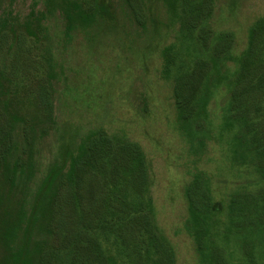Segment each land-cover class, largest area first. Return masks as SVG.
<instances>
[{"label":"rangeland","instance_id":"1","mask_svg":"<svg viewBox=\"0 0 264 264\" xmlns=\"http://www.w3.org/2000/svg\"><path fill=\"white\" fill-rule=\"evenodd\" d=\"M113 1L114 27L67 31L62 17L47 12L45 0H0V112L14 121V145L0 162V220L30 211L63 143L71 140L74 148L88 132L102 128L138 143L148 159L154 224L171 248V264H264V193L257 196L258 206L253 202L264 187L258 182L264 172L249 168L253 157L243 153L246 143L253 149V122L242 127L250 132H240L241 146L232 155L226 143L215 141L228 98L220 86L208 105L213 135L190 146L178 128L173 82L162 75L161 51L176 40L178 24L154 33L135 22L124 0ZM263 15L264 0H215L210 26L232 32L230 53L239 56L250 25ZM42 84L50 93L51 123L37 106ZM118 162L135 187L133 166ZM194 179L200 188L191 214L185 190ZM128 236L126 230L116 241L104 237L99 254L72 245L63 264H96L106 246L116 243L126 245L121 248L126 262L152 264ZM32 237L41 236L33 232ZM44 241L60 245L51 237ZM71 242L87 240L75 236ZM6 260L0 244V264Z\"/></svg>","mask_w":264,"mask_h":264},{"label":"trees","instance_id":"2","mask_svg":"<svg viewBox=\"0 0 264 264\" xmlns=\"http://www.w3.org/2000/svg\"><path fill=\"white\" fill-rule=\"evenodd\" d=\"M124 1L135 22L143 28L151 27L154 33L162 25L178 24L176 40L161 51L162 75L173 82L178 128L190 146L196 144V139L213 135L215 126L208 105L217 88L224 85L228 98L221 110L218 130L215 129V141L226 143L232 155L241 146L240 132H250L242 127L253 122V139L249 141L253 142V149L246 143L243 153L253 157L249 168L264 172V15L250 25L246 49L234 56L230 53L234 45L232 32H215L210 26L215 0ZM45 4L49 14L62 17L67 31L97 24L115 26L113 0H45ZM43 85L39 86L37 106L51 123L50 93ZM13 122L0 112V162L14 145ZM62 149L60 159L37 189L30 211L0 220V244L7 252L6 264H63L73 252L72 245L96 248L99 254L104 237L116 241L126 230L130 244L142 249L139 253L154 264H171V248L154 224L150 164L139 144L97 128L74 148L68 140ZM118 161L133 166L135 187ZM196 180L185 190L191 214L197 210L200 187ZM258 182L264 185V177ZM263 193L264 187L254 194V205L258 206L257 196ZM212 207L216 210L215 204ZM33 232L41 237L32 240ZM19 234L22 240L13 248ZM75 236L87 242H71ZM48 237L60 245H49L44 241ZM122 246L126 247L123 243L107 245L106 254L96 264H136L133 260L126 262ZM198 253L202 258V251Z\"/></svg>","mask_w":264,"mask_h":264}]
</instances>
